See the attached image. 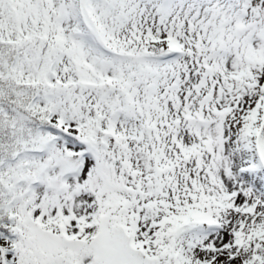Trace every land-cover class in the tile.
Here are the masks:
<instances>
[{"label":"snow or ice","instance_id":"snow-or-ice-1","mask_svg":"<svg viewBox=\"0 0 264 264\" xmlns=\"http://www.w3.org/2000/svg\"><path fill=\"white\" fill-rule=\"evenodd\" d=\"M0 264H264V0H0Z\"/></svg>","mask_w":264,"mask_h":264}]
</instances>
